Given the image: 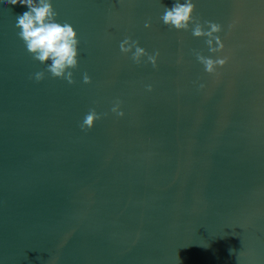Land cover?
<instances>
[{
	"label": "water",
	"instance_id": "95a60500",
	"mask_svg": "<svg viewBox=\"0 0 264 264\" xmlns=\"http://www.w3.org/2000/svg\"><path fill=\"white\" fill-rule=\"evenodd\" d=\"M52 2L80 40L75 84L32 78L29 8L0 0V264H264V0H194L218 54L162 22L175 0ZM194 50L228 63L209 74Z\"/></svg>",
	"mask_w": 264,
	"mask_h": 264
},
{
	"label": "clouds",
	"instance_id": "9594fccd",
	"mask_svg": "<svg viewBox=\"0 0 264 264\" xmlns=\"http://www.w3.org/2000/svg\"><path fill=\"white\" fill-rule=\"evenodd\" d=\"M7 2L12 5H27L29 8V11L17 16L16 27L20 30L18 36L24 42L26 50L33 59L46 65L44 70L35 72L32 78L40 82L50 74L53 78L75 84L74 70L79 67L80 40L77 31L70 23L67 21L58 22V13L52 0H7ZM195 13L194 0H184L183 3L180 0H175L172 7H165L161 20L169 28L191 31L194 37L206 38L205 43L211 53H222L225 50V44L218 35L223 31L222 25L212 21L202 22ZM205 25H207V29ZM151 26L150 22H146L145 27L151 28ZM120 51L125 55L131 54V59L137 64L143 63V58L147 57V61L153 67L158 66L160 52L157 50L154 54L149 53L140 46L138 40H133L131 37H126L120 43ZM194 54L209 74H217L218 67H224L228 63L226 56L212 58L195 50ZM83 83H92V79L87 73L83 75ZM148 90H152L151 85L148 86ZM122 103V101L116 100L111 109L113 113L121 117L125 115L120 107ZM106 115L107 113H98L95 108H92L85 114L80 127L87 131Z\"/></svg>",
	"mask_w": 264,
	"mask_h": 264
}]
</instances>
